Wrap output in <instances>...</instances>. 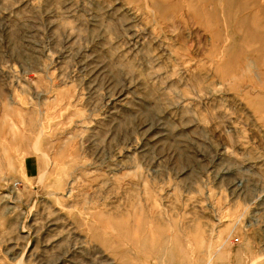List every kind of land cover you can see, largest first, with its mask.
<instances>
[{
  "label": "rangeland",
  "instance_id": "rangeland-1",
  "mask_svg": "<svg viewBox=\"0 0 264 264\" xmlns=\"http://www.w3.org/2000/svg\"><path fill=\"white\" fill-rule=\"evenodd\" d=\"M0 264H264V0H0Z\"/></svg>",
  "mask_w": 264,
  "mask_h": 264
}]
</instances>
